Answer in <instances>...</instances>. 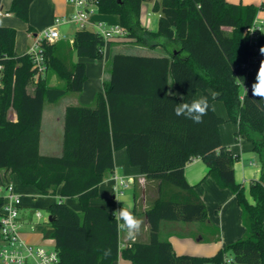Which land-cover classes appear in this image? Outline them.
<instances>
[{
  "label": "trees",
  "instance_id": "1",
  "mask_svg": "<svg viewBox=\"0 0 264 264\" xmlns=\"http://www.w3.org/2000/svg\"><path fill=\"white\" fill-rule=\"evenodd\" d=\"M32 1L12 0L9 11L28 22ZM144 1L148 0H98L97 10L118 16L126 30L123 37L149 48L159 45L166 53L113 51L93 105L65 107L59 155L39 151L43 105L82 90L86 66L72 60L73 51L78 57L100 59L111 40L94 29L77 28L72 50L68 41L45 43L47 68L37 77L29 53L14 56L15 29L0 26L3 185L10 183V172L42 194L59 190V198L47 208L53 216L47 221L54 228L50 237L59 255L54 264H111L119 254L134 264H203L224 255L240 264H264V99L253 96L251 89L264 62V33L258 53L244 33L258 7L228 0H153L151 10L159 16L156 28H149L141 21ZM28 30H33L30 24ZM53 75L64 83L51 85ZM170 79L182 87L184 103L197 99L198 91L208 97L202 123L175 115L179 100L169 90ZM212 92L219 93L215 99L223 101L226 118L214 111ZM226 120L237 124L235 135L252 142L262 163L260 178L249 185L254 203L235 180L233 163L238 156L221 140L219 125ZM120 148L126 149L132 166L158 180V196L145 213L150 241H135L122 249L113 212L90 204L99 194V183L114 168L113 153ZM195 157L204 160L207 175L219 186L235 193L245 226L240 239L210 257L177 254L171 242L159 237L161 220L210 226L203 198L185 177V165ZM72 196L78 197L80 210L64 201ZM3 203L0 195V208Z\"/></svg>",
  "mask_w": 264,
  "mask_h": 264
},
{
  "label": "crops",
  "instance_id": "2",
  "mask_svg": "<svg viewBox=\"0 0 264 264\" xmlns=\"http://www.w3.org/2000/svg\"><path fill=\"white\" fill-rule=\"evenodd\" d=\"M228 1L232 3L254 4L258 7L255 19H264V0ZM11 3L12 0H0V9L2 10V13L0 14V26H8L15 29L14 56H20L26 53L33 41L34 35L42 31L44 27L46 28L51 25L55 17H65L70 15L75 9L73 3L69 0H33L29 8L28 22H26L9 11ZM152 4L153 0L144 1L142 3L141 21H143L144 17V8L149 13ZM98 14H102L106 19H110L107 15L97 11L91 15L90 20H100L97 17ZM157 14L159 16L158 12ZM115 19L118 21V17H115L114 20ZM151 23L152 20L148 26L149 28H152ZM28 24L32 26V31L28 30ZM92 26L93 25L90 26V29L93 30L94 28ZM77 28L78 26L76 25V29ZM61 34L62 37L60 39L68 41V38L72 37L74 33L68 35L64 31H61ZM110 44H112L115 49L120 51L123 49L125 52L128 51V53L136 51H131L132 46L135 49L141 48L145 51H154L159 54L166 53L159 45L155 48H149L140 45L139 43H136L134 39L127 37L112 39ZM139 51L141 50H138V52ZM74 55L76 56L73 51V61H82L85 63L86 77L91 74L95 79L94 85L84 92V86L87 81L86 78L82 90L80 92H75L78 95L70 96L60 108L53 106V103L56 101L52 102V106H49L46 109V118L43 105L39 151H41L42 146L45 151H52L58 146V144H60V133H58L57 139L54 132L57 128L61 127L63 129L64 110L68 104L89 102L92 100L95 93L102 89V69L104 61L101 64V61H99L100 59L89 57H80V59H78V56H76V59L74 60ZM89 61L90 63H88ZM87 63L89 64V67ZM50 84H57V81L54 80L53 76L50 80ZM169 90L176 94L179 104L184 103L182 87L178 83L170 79ZM71 92H68L65 95ZM200 97H202V92L198 91L197 99ZM212 107L218 115L224 118L227 117L228 114L223 101L218 99L213 100ZM44 121L47 124L46 133L43 132ZM237 129V124L230 120H226L219 125L222 142L238 156L237 160H235L236 162L233 163L234 176L236 177L235 180L244 185L247 200L254 203L252 194L249 191V185L251 180L260 178L262 173V163L258 153L253 149L254 145H252V142L245 136L235 135ZM113 157L114 168L109 171L99 183V194L90 199V204L105 208L111 212L122 207L123 204L126 207L130 205L133 214L143 221L141 230L134 240L129 239L125 232L119 230V247L122 249L135 241H150L149 224L145 213L158 196V180L147 178L140 172L138 167L132 166L129 163L125 148L115 150ZM3 170L4 169L0 168V189L3 187ZM184 172L187 181L194 186L195 191L203 198L206 204L210 226L196 221L185 222L161 220L159 237L171 242L173 249L177 254L210 257L215 255L223 245L240 239L244 235L245 226L242 221V210L235 193L228 187L219 186L210 175H207V166L204 163V160L200 157H195L189 161L185 165ZM114 174L124 177L132 175L135 177V182L128 188L118 191L116 188L117 180L113 177ZM8 176L14 191L21 195L19 213V219L22 224L21 236L27 242L42 244L49 249L54 248V238L45 236L46 230L50 227L46 220H44V217L47 215H43V219L38 220L35 217L34 212L41 209L47 211L49 205L59 198V190H57L55 195L42 194L38 187H35L32 184L21 183L16 173L8 172ZM116 198L121 202H118ZM64 201L73 209L80 210V202L77 196L65 197ZM111 264L134 263L119 254Z\"/></svg>",
  "mask_w": 264,
  "mask_h": 264
},
{
  "label": "built area",
  "instance_id": "3",
  "mask_svg": "<svg viewBox=\"0 0 264 264\" xmlns=\"http://www.w3.org/2000/svg\"><path fill=\"white\" fill-rule=\"evenodd\" d=\"M74 5V11L65 17H55L53 23L33 37V41L28 48L27 54L31 56L32 63L36 69V75L44 73L47 68L44 44L58 41L61 37L60 25L76 24L78 28L92 27L101 34L104 39L112 40L123 37L126 30L119 24L115 26L106 25L102 20L91 21L90 17L98 10V0H69ZM2 10L0 9V14ZM151 20L147 12L142 24L149 26ZM91 24V25H90ZM249 42L254 47L256 53L259 51V37L264 33V19H254L252 24L244 29ZM72 44L73 36L68 38ZM246 86L243 84V90ZM117 180L116 188L118 191L124 190L135 182L134 176H119L114 174ZM0 195L3 196V204L0 208V261L4 264H54L59 260L57 249L47 248L42 244L27 242L21 236L22 224L19 219L21 195L14 191L12 184L3 185L0 189ZM38 220L43 219L41 210L34 212ZM48 220V216L44 217ZM128 244L127 246H130ZM203 264H240L235 261L232 255H224L220 261H208Z\"/></svg>",
  "mask_w": 264,
  "mask_h": 264
},
{
  "label": "clouds",
  "instance_id": "4",
  "mask_svg": "<svg viewBox=\"0 0 264 264\" xmlns=\"http://www.w3.org/2000/svg\"><path fill=\"white\" fill-rule=\"evenodd\" d=\"M252 95L264 99V62L260 63L259 69L255 76V82L251 85ZM219 93L212 92L213 99ZM209 101L207 96H202L192 100L190 103L176 105L174 113L177 116H184L194 123H202L203 117L207 114ZM118 202H121L116 198ZM123 204V203H122ZM113 216L117 220V228L126 233L127 237L134 240L141 230L143 221L137 218L131 211V206H123L113 211Z\"/></svg>",
  "mask_w": 264,
  "mask_h": 264
},
{
  "label": "rangeland",
  "instance_id": "5",
  "mask_svg": "<svg viewBox=\"0 0 264 264\" xmlns=\"http://www.w3.org/2000/svg\"><path fill=\"white\" fill-rule=\"evenodd\" d=\"M148 11L147 10H145V8H144V11H143V16L147 13ZM99 15V14H98ZM97 15V17H98V19H100V20H102V21H104L105 22V24L106 25H109V26H115V25H117V24H119L118 23V21H117V19H115L114 20V18L115 17H118L116 14H104V15H107L108 17H110V19H106L104 16H102V14H100L99 16ZM149 15H150V18H151V20H152V23H151V27L152 28H156V25H157V21H158V14H157V12H153L152 10H150L149 11ZM59 29L61 30V31H64L66 34H68V35H71V34H73L74 33V30L76 29V24H63V25H60L59 26ZM227 30H229L230 28H226ZM117 39V38H116ZM58 41H67V40H63V39H59ZM112 41V40H111ZM69 42V41H68ZM68 47L72 50V45H71V43L69 42V44H68ZM126 47H129V46H126ZM131 48V47H130ZM115 50H117V49H115V47L112 45V44H110V43H107L106 44V46H105V48H104V53H103V57L102 58H100V60L99 61H101V64L103 63V61H104V66H103V69H102V72H103V78H105V77H107L108 76V73H107V69H106V67H107V63H108V60L110 59V56H111V54H112V52L113 51H115ZM133 50H136L135 52H132V53H134V54H147V55H156V54H158L159 55V53L158 52H154V51H145L144 49H141V48H134L133 46H132V48H131V51H133ZM138 50H141V51H139L138 52ZM143 50V51H142ZM122 51H125V50H123L122 49ZM126 52H128V51H126ZM74 60L76 59V56L74 55ZM78 59H80V57L78 58ZM88 63H90V61L88 62ZM87 63V64H88ZM88 67H89V64H88ZM53 78H54V80H56L57 81V84H63L64 82H63V80L61 79H59L56 75H53ZM87 81H86V84H85V86H84V92L85 91H87L90 87H92L93 85H94V82H95V79H94V77L93 76H91V74L90 75H88L87 77ZM34 79V78H33ZM172 80V79H171ZM101 82V81H100ZM32 88H33V82L29 85V89L32 91ZM73 95H78L77 93H75V92H71V93H69V94H67V95H65L64 97H61L59 100H57L55 103H53L54 105V107H57V108H60V106H62L63 105V103L64 102H66L67 100H68V98L70 97V96H73ZM95 96V95H94ZM93 102H94V97L92 98V100L91 101H89V102H85V103H82V104H86V105H93ZM49 106H52V103H49V102H45V104H44V108H45V112H44V114H45V118H46V109H47V107H49ZM43 129H44V133H46V131H47V124H46V122L44 121V124H43ZM52 133V132H51ZM55 133V136H57V139H58V133H60V136H61V140H60V144H58V146H56L55 147V149L54 150H52V151H49V150H47V151H45V149H44V147L42 146L41 147V151H40V154H49V155H59L60 153H61V149H62V134H63V129L60 127V128H57V130L54 132ZM41 213L45 216V215H47L48 216V213H47V211L45 210V209H41Z\"/></svg>",
  "mask_w": 264,
  "mask_h": 264
},
{
  "label": "water",
  "instance_id": "6",
  "mask_svg": "<svg viewBox=\"0 0 264 264\" xmlns=\"http://www.w3.org/2000/svg\"><path fill=\"white\" fill-rule=\"evenodd\" d=\"M48 220L51 222L53 221V216L51 214L48 215ZM54 228L53 227H49L46 232H45V236L49 237L51 233H53Z\"/></svg>",
  "mask_w": 264,
  "mask_h": 264
}]
</instances>
